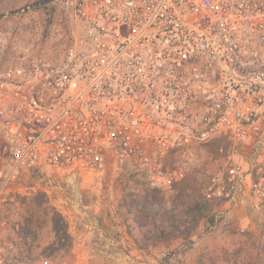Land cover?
<instances>
[{
  "label": "built area",
  "instance_id": "2783aa9c",
  "mask_svg": "<svg viewBox=\"0 0 264 264\" xmlns=\"http://www.w3.org/2000/svg\"><path fill=\"white\" fill-rule=\"evenodd\" d=\"M61 3L76 26L63 44L0 71V196L111 164L165 191L187 170H165L167 158L219 144L228 186L248 181L264 203V0ZM224 180L208 199L230 195Z\"/></svg>",
  "mask_w": 264,
  "mask_h": 264
},
{
  "label": "rangeland",
  "instance_id": "374dc122",
  "mask_svg": "<svg viewBox=\"0 0 264 264\" xmlns=\"http://www.w3.org/2000/svg\"><path fill=\"white\" fill-rule=\"evenodd\" d=\"M39 1L0 0L5 10L0 17V68L24 55L31 57L40 48L62 45L65 36L76 29L62 0L35 5ZM218 145L189 150L192 159L184 150L162 166L167 171L187 167L185 177L176 183L186 181L205 195L220 173L228 186L225 156ZM251 154L246 148L241 157L247 161ZM2 157L0 144V167ZM241 157L236 154L234 159ZM147 188L145 173L139 168L115 164L99 179L72 174L14 183L0 196L1 254L8 264H264V203L255 206L248 181L228 186L230 195L216 199L213 212L200 222L189 248L182 246V240H174L149 251L137 247L134 239H141L142 234L133 228L136 210L125 203L126 195ZM171 188L164 191L166 199L174 194ZM52 209L68 224L73 240L69 250L57 251L53 246ZM128 211L132 215L127 223L124 215ZM89 219L95 228L84 232L81 226ZM128 224H133L134 237L128 233Z\"/></svg>",
  "mask_w": 264,
  "mask_h": 264
},
{
  "label": "trees",
  "instance_id": "16d2710c",
  "mask_svg": "<svg viewBox=\"0 0 264 264\" xmlns=\"http://www.w3.org/2000/svg\"><path fill=\"white\" fill-rule=\"evenodd\" d=\"M47 2L49 0H40L35 5ZM4 14L5 10L0 6V17ZM171 190L174 194L170 199H166V192L149 187L143 193H130L125 196V203L136 210L133 228L142 234L141 239H134L139 250L149 251L163 244L168 245L174 240H182V246L189 248L200 222L209 218L214 210L216 199H208L206 194L195 190L186 181L175 183ZM181 204L189 207L182 209ZM131 215V211L124 215L127 223ZM51 221L55 234L53 246L56 250L72 248L73 240L64 217L52 209ZM132 225L128 224V233L134 237Z\"/></svg>",
  "mask_w": 264,
  "mask_h": 264
},
{
  "label": "crops",
  "instance_id": "0c3cea01",
  "mask_svg": "<svg viewBox=\"0 0 264 264\" xmlns=\"http://www.w3.org/2000/svg\"><path fill=\"white\" fill-rule=\"evenodd\" d=\"M18 62V60L16 61V62H11V61H9V62H7V63H5V66H3L2 68H0V69H3V68H5V67H9V66H11V65H13V64H15V63H17ZM5 70V69H4ZM2 71V70H1ZM97 209V208H96ZM90 213V212H89ZM95 226V222L94 221H91V219H89V220H87V221H84L83 222V224H82V228H83V231L84 232H87V230L89 229L90 231L93 229V228H95L94 227Z\"/></svg>",
  "mask_w": 264,
  "mask_h": 264
}]
</instances>
